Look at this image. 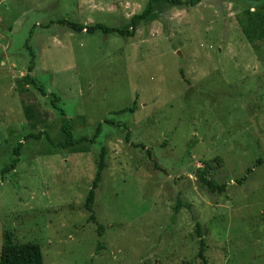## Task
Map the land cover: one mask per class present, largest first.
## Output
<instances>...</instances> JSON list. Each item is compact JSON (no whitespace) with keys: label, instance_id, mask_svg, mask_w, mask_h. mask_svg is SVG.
I'll use <instances>...</instances> for the list:
<instances>
[{"label":"rangeland","instance_id":"374dc122","mask_svg":"<svg viewBox=\"0 0 264 264\" xmlns=\"http://www.w3.org/2000/svg\"><path fill=\"white\" fill-rule=\"evenodd\" d=\"M148 2L0 0V248L10 231L43 264H264V0L156 1L128 37L56 23L125 29Z\"/></svg>","mask_w":264,"mask_h":264},{"label":"trees","instance_id":"16d2710c","mask_svg":"<svg viewBox=\"0 0 264 264\" xmlns=\"http://www.w3.org/2000/svg\"><path fill=\"white\" fill-rule=\"evenodd\" d=\"M156 1H163L164 3L168 4L169 6L172 7H177L180 9H189V8H194L197 6L202 0H149L145 8L139 13V14H134L130 18V22L127 28L125 29H120V28H115V27H108L106 25L96 23L93 25H85V24H80V23H74L70 22L64 19H59L56 21L58 24H63L65 25L68 29L74 32H86V33H93L96 30H100L102 33H111L115 32L119 34L122 37H128V36H133L134 32L136 31L138 25L145 20H149V18L152 17L153 12H154V3ZM261 21L264 23V12L261 16ZM25 46L28 48L29 54L32 57V60L30 61L29 65L27 66V74L22 78V81L25 85H29L34 87L37 91H39L42 95H45L44 89L42 86H40L34 77L30 76V72L33 69V58L34 54L31 51L30 46L28 45V42H25ZM181 73V71H180ZM54 98L56 99L57 97L54 95ZM137 108V101L134 99L132 102L131 106L119 110L117 113H124V112H129L133 113ZM61 111V115L64 116V113ZM106 123H111L109 120H105ZM62 134H63V139L59 141L58 143L54 144L55 147H60L62 149L71 147L74 145V138L72 136V125L70 119H67L64 124L62 125ZM41 134H31L27 137H33L35 139H39ZM45 138L50 142L51 140L49 139L48 135H44ZM20 144V143H19ZM19 147V145H18ZM18 147L14 149V154L15 158L12 159L10 164L6 165L3 167L1 170V174H5L9 170H14L17 161H18ZM106 167V162H105V147L101 148L100 151V157L97 165V171L95 173V176L92 181L91 189L89 190L86 200H85V208L90 212L89 216V221L96 223V218L93 214V205L95 202V192L96 189L99 186V183L102 180V175L103 171ZM210 166L208 163L204 164L203 168H198L196 170L197 176H198V181L199 184L203 187L206 188L210 192H219L222 193L225 190L224 185H219L215 181L210 180L207 178V173L209 170ZM179 203L176 204L174 208V212L177 213L179 209ZM97 224V223H96ZM197 232L200 233L199 230V225H197ZM103 226L97 225V234L98 236H102L103 234ZM199 253L198 256L201 258V260L204 262V257H203V248H204V242L203 239H200L199 242ZM0 264H43V257H42V252L39 244L34 243V242H26V243H19L13 240L12 233L10 231H4L3 233V242L0 248ZM204 264V263H203Z\"/></svg>","mask_w":264,"mask_h":264}]
</instances>
